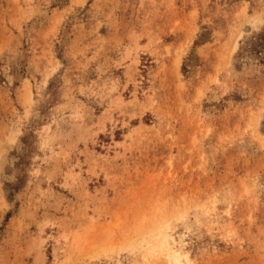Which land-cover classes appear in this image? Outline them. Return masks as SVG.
I'll use <instances>...</instances> for the list:
<instances>
[{
	"label": "rangeland",
	"instance_id": "obj_1",
	"mask_svg": "<svg viewBox=\"0 0 264 264\" xmlns=\"http://www.w3.org/2000/svg\"><path fill=\"white\" fill-rule=\"evenodd\" d=\"M0 264H264V0H0Z\"/></svg>",
	"mask_w": 264,
	"mask_h": 264
}]
</instances>
